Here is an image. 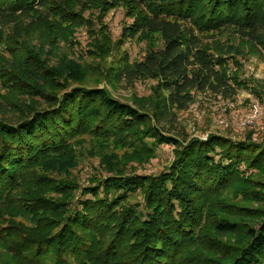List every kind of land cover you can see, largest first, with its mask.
I'll return each instance as SVG.
<instances>
[{
  "label": "trees",
  "instance_id": "1",
  "mask_svg": "<svg viewBox=\"0 0 264 264\" xmlns=\"http://www.w3.org/2000/svg\"><path fill=\"white\" fill-rule=\"evenodd\" d=\"M89 1L157 39L105 77L112 88L153 82L151 97L127 104L87 87L49 67L57 37L29 41L71 21L79 0H0V264H264V145L252 133L178 140L162 126L195 94L231 101L245 88L217 41L237 38L264 60V0ZM84 143L107 174L87 187L72 175ZM163 145L173 160L159 175L127 170Z\"/></svg>",
  "mask_w": 264,
  "mask_h": 264
},
{
  "label": "rangeland",
  "instance_id": "2",
  "mask_svg": "<svg viewBox=\"0 0 264 264\" xmlns=\"http://www.w3.org/2000/svg\"><path fill=\"white\" fill-rule=\"evenodd\" d=\"M89 4V0H79V7L75 9L71 21L54 20L61 26L38 29L29 34V41L36 43L40 37L45 40L57 37L56 48L46 46L45 51L48 53L46 57L50 59L47 62L49 67L60 69L62 73L75 70L74 76L77 75L79 79L86 77L87 87L104 88L113 98L127 104L151 97L150 89L154 85L153 82L140 81L132 86L120 84L112 88L105 77L108 76L107 69L113 60L125 59L129 63L140 61L146 45L154 43L157 39L148 37L146 39L143 35L125 31V26H128L132 19L126 17L124 9H111L105 15L99 7L95 9L86 6ZM71 25L72 28L69 27ZM217 42L224 55L230 59L233 57L240 65L238 80L247 82V85L240 89L238 95L231 101L195 94L194 102L189 108L177 113L178 123L173 127L165 126L163 123L165 130L162 129L169 132L166 134L169 137L180 140L186 135L189 139L200 142H205L210 135L238 142L244 140L248 133H252V141L264 145V121L253 130H239L230 116L231 111H235L238 116L244 115L254 102H258L264 109V60L259 59L251 45L237 38L222 36ZM108 48V53L105 54ZM0 56L5 59L8 56L7 50L1 46ZM229 65L231 67V61ZM0 95L5 96V92L0 90ZM229 105H232L231 111ZM5 114L6 120H13L16 117L15 109L8 106ZM220 119L228 126H219ZM91 146L84 143L76 151L78 165L72 169V175L81 187H87L93 177H107L99 165V156L93 154ZM172 149L168 145L160 146L156 149L155 158L148 164L142 167L129 166L127 170L137 176L159 175L173 160Z\"/></svg>",
  "mask_w": 264,
  "mask_h": 264
},
{
  "label": "built area",
  "instance_id": "3",
  "mask_svg": "<svg viewBox=\"0 0 264 264\" xmlns=\"http://www.w3.org/2000/svg\"><path fill=\"white\" fill-rule=\"evenodd\" d=\"M232 105H229L231 111ZM232 120L236 122V126L239 130H253L258 127L264 121V109L258 102L251 104L249 110L242 116H238L235 111L230 112ZM219 126L227 127L228 124L220 119L218 121Z\"/></svg>",
  "mask_w": 264,
  "mask_h": 264
}]
</instances>
